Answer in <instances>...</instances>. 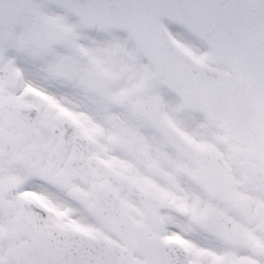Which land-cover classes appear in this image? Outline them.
<instances>
[{
  "label": "snow or ice",
  "instance_id": "obj_1",
  "mask_svg": "<svg viewBox=\"0 0 264 264\" xmlns=\"http://www.w3.org/2000/svg\"><path fill=\"white\" fill-rule=\"evenodd\" d=\"M0 264H264V0H0Z\"/></svg>",
  "mask_w": 264,
  "mask_h": 264
}]
</instances>
